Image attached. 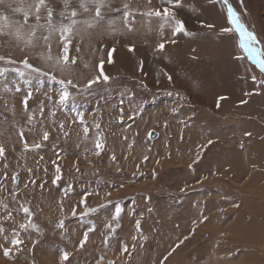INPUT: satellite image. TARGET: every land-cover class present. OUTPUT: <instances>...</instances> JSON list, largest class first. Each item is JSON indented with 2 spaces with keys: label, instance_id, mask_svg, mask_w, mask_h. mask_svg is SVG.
Instances as JSON below:
<instances>
[{
  "label": "rangeland",
  "instance_id": "374dc122",
  "mask_svg": "<svg viewBox=\"0 0 264 264\" xmlns=\"http://www.w3.org/2000/svg\"><path fill=\"white\" fill-rule=\"evenodd\" d=\"M234 1L258 40L256 47L264 49V32L252 22L248 0ZM36 4L38 0H6L0 6V15L8 16V21L0 20L5 33L0 35V145L5 148L0 158V264H60L65 251V264H264V72L242 50L235 29L222 31L232 27L227 11L231 6L237 13L233 2L179 0L172 10L194 35L174 36L160 18L145 14L171 7L165 0H104L103 19L93 27L84 23L94 21L92 0H46L55 30L37 29L34 46H26L12 33L22 26L28 38ZM260 5L264 9V0ZM13 8L29 12L26 24L23 12ZM73 10L76 17L70 15ZM255 14L260 20V13ZM40 17L46 25V8ZM72 19L78 23L64 64L58 29ZM137 23L142 36L153 31L148 46L139 44L143 37H133L140 34L131 33ZM46 35L51 60L46 58ZM180 44L184 50H175L180 56L167 55L166 47L174 50ZM120 54L131 56L132 63L122 67ZM25 59L56 80L26 69ZM150 59L153 74L146 66ZM162 59L176 66L178 59L202 63L209 70L198 68L200 74L223 76L230 94H217L226 97L217 101L228 105L225 112L221 108L223 115L193 103L194 97L206 98L191 83L198 84L197 78L182 77L185 91L156 64ZM61 80L72 81L71 98L64 104ZM21 131L30 148L41 147L26 151ZM151 132L158 134L156 140L149 138ZM98 139L102 150L96 148ZM17 173L18 182L12 179ZM21 206L32 212L35 228H20L29 220ZM85 206L95 211L84 214ZM85 232L88 240L80 248ZM14 238L23 243L9 259L3 249Z\"/></svg>",
  "mask_w": 264,
  "mask_h": 264
},
{
  "label": "snow or ice",
  "instance_id": "6c2138e0",
  "mask_svg": "<svg viewBox=\"0 0 264 264\" xmlns=\"http://www.w3.org/2000/svg\"><path fill=\"white\" fill-rule=\"evenodd\" d=\"M165 2L168 3V4H171V7H167L166 6V7H163V8L152 9V10H149L145 14L147 16H149V17L154 16V17L160 18L163 21L164 24H167L172 29V34L174 36L180 35V34H184L185 36L194 35V33L188 31V29L186 28L185 22L183 20H181V19H178L176 17V15H175V12L172 10L173 8L178 6L179 0H165ZM5 3H6V0H0V6L5 5ZM92 3L95 4L94 21H84V23L87 24L88 27H93L95 23H98L101 19H103L101 9L105 6L104 5V0H92ZM224 3L227 4V0H224ZM8 6L11 7V5H8ZM81 6L84 7V5H81ZM42 7L46 8V12H47V24L46 25H41L39 23L40 18H41L40 17V11H41ZM12 10L14 12H23L24 23L25 24L27 23V21L29 19V12L24 11L23 8H13ZM84 10L87 11L88 10L87 7H84ZM34 15H35L36 23L34 25L29 26L31 28V31L27 34V37H28L27 39H25V34L22 31V26H21V28H17L15 30V32L12 33V34H14L15 38L18 41L19 40H24L26 46H34L33 45V40L36 38V30L37 29L43 28V27H47L48 30H49V34L53 30H55V26L52 25V23H51L52 22V17H53V12H52L51 8H47L46 7V0H38V4L35 5V13H34ZM61 15L63 16V13H61ZM70 15H71V17H76L77 16V12L75 10H73ZM128 15H130V13H125L126 17ZM227 16H228V20H229L230 24L232 25V27H225V28L222 29V31L224 33H230V32L233 31V29H235V31L239 33V36H240V47L242 48V50L244 52H246L248 54V56L253 61H255L256 64L259 65L261 71L264 72V49H260V48L256 47V45L258 43V40H257L255 34L247 29V27L242 23V21L240 19V16L233 10V8L231 6L228 7ZM0 20L8 21V16L7 15H0ZM77 23H78L77 20L72 19L70 24H61L59 29H58V31L60 33V38H61V40L64 43V48H63L64 56L62 58L64 64L68 63V59L69 58H68L67 53H68V46L71 43L70 37L73 34V27ZM206 26L210 27V28L214 27V25H206ZM4 34L5 33L3 32V29L0 28V35H4ZM49 39H50V35H46V36L43 37V40L46 42V46H47L48 52H49V55L46 58L48 60H51L52 59V57L50 55V53H51V44L47 43L49 41ZM171 42L175 43L176 41L172 40ZM164 48H165V44L164 43H160L158 45V50L159 51H163ZM239 58H242V57H239ZM0 59H3V58H0ZM60 62H61L60 59L57 58L56 63L59 64ZM23 64H24V67L26 69H29L31 72H34V73H36L39 76H49L50 79H52L54 81L56 80V77L54 75H50L48 72H44L40 68L34 67L33 65L29 64L27 59H25L23 61ZM20 75H24V73L21 72ZM103 79L105 80V82H107L108 77L104 76ZM168 79L171 80V76H169ZM252 79H253V81H255V77H252ZM98 80H99V77H97L96 79H94L92 81H89L87 87H91L92 84L96 83ZM59 83L63 86L62 90H61V93H60V103L64 104L71 98V94L68 91V87H69V85H72V81L69 80V81L65 82V81L61 80V81H59ZM17 91H19V88H17ZM250 94L251 93H249V95ZM30 97H31V93L29 92L28 96L24 100L25 108H27V101H28V98H30ZM219 99L220 100H224V99H226V97L221 96V97H219ZM217 107H219V104H217ZM81 123H83V118H81ZM61 127H63L62 124H61ZM97 127H99V126L97 125ZM84 132L87 134V132H88L87 127L84 128ZM19 135H20L21 139L23 140V137H24L23 131H21L19 133ZM149 135H151V133H149ZM248 135H251V133H248ZM43 139L45 141L48 139V133L47 132H45L43 134ZM23 143H24V148H25L26 151L27 150H31V148L39 149L41 147V144L37 143V144L32 145L31 148H30V145L28 144V142L26 140H23ZM209 143H211V141H209ZM96 148L98 150H102L103 149V143L101 142L100 139H98L96 141ZM96 154L99 155L100 154L99 151H97ZM4 156H5V148L2 145H0V158H2ZM112 158L115 159V156H113ZM144 159L146 161L147 157H145ZM56 171H57L58 175L56 176L55 179L58 181L61 178L60 175H59V173H60L59 167H57ZM18 175H19V173H17L16 175H14L12 177L13 181H17L18 182ZM33 183H34V181H33ZM109 195H110V193H109ZM85 202H86V197L81 201V203H85ZM5 208H7V205H5ZM21 208H22L24 214L27 217H29V220H28L27 224H21L20 228L25 229V230L28 229L29 227L35 228L36 226L31 223L32 212L30 211V209L28 207H24V206H21ZM92 211H95V209H89V208H87L85 206L84 214H87V213L92 212ZM120 213H121V209L119 207H117L115 209L114 219L118 220L119 216H120ZM72 215H76L75 210H73ZM8 218L11 219V215L10 214H9ZM58 226L60 228L64 227V223H63L62 220L59 222ZM107 227L113 233L116 231V229L112 226V224H108ZM136 227H137V229L140 228L139 223H137ZM89 230L93 231L94 228L89 229ZM0 232H3V228H0ZM14 235L18 236V234H14ZM109 238L110 237L105 239V243L106 244H107V240ZM87 240H88V233L85 232L84 236H83V240L80 242L79 247L83 248L84 244L87 242ZM10 243H11V247H5L3 249V255L5 257L9 258V259H12V249L13 248H19L20 245L23 243V241L18 239V238H14V239H12L10 241ZM123 251L124 252L128 251V248H127L126 245L124 246ZM68 259H69V253L66 252V251L63 252L62 256H61L60 264H65V262L68 261ZM110 264H114V262H110Z\"/></svg>",
  "mask_w": 264,
  "mask_h": 264
},
{
  "label": "bare ground",
  "instance_id": "6f19581e",
  "mask_svg": "<svg viewBox=\"0 0 264 264\" xmlns=\"http://www.w3.org/2000/svg\"><path fill=\"white\" fill-rule=\"evenodd\" d=\"M228 1V0H227ZM233 2V4H234V6H235V8H236V10H237V13H238V15L240 16V19H241V21H242V23L243 24H246L247 25V18L246 17H244L243 16V14H242V12L240 11V9H239V7L237 6V3L234 1V0H230V2ZM260 1L261 0H248V2L249 3H247L246 4V7H248L249 6V9H250V11H251V13H252V22L253 21H255L256 23H255V25H257V27H261L262 28V30H263V32H264V9H262V7H261V5H260ZM157 2V1H156ZM157 4V3H156ZM154 5V4H153ZM215 9L216 10H218V12L217 13H219V9L217 8V6L215 5ZM137 11V10H136ZM256 12H259L260 13V20H256L255 19V17H256ZM214 18H215V20H217L216 22L217 23H221L222 21H221V18L220 17H215V16H213ZM249 17H251V15L249 14ZM139 23V22H138ZM138 23H137V25H132V26H134V28L132 29V34H134L135 33V35L137 34H142V33H140V32H142V31H140L139 30V28H141V27H138ZM199 25V24H198ZM145 26V25H144ZM147 27V26H146ZM151 30V29H150ZM259 31V30H258ZM258 31H256V32H258ZM152 33H153V31H151ZM151 32L150 31H145V32H143L144 34H143V36L141 35V36H133L134 38H139V37H143L144 38V40H141V41H139V44H143V42L142 41H145L146 43H145V45L147 44V43H149V44H151ZM165 32V31H164ZM130 37V36H129ZM146 37V38H145ZM127 38V37H126ZM128 39H131V38H128ZM128 39H126V40H128ZM121 40H123V39H121ZM109 41V40H108ZM140 42H142V43H140ZM155 43V42H154ZM108 44H110V43H108ZM115 45V44H114ZM120 45H122V42H120ZM143 46H144V44H143ZM146 46H148V44L146 45ZM84 47V46H83ZM123 47V46H122ZM179 47H182V45L180 44V46H177V49L175 48L174 50L172 49V48H168V47H166V50L165 51H167L168 52V54L167 55H173V56H175V54H176V56L175 57H177V56H180V55H178V53H176L177 51H175V50H184V47H182V48H179ZM139 48V47H138ZM145 48V47H144ZM224 48V47H223ZM140 49V48H139ZM139 49H137V50H139ZM141 50V49H140ZM137 52V51H136ZM138 53V52H137ZM130 58H131V56H129ZM128 55L127 54H120V55H118V58H119V63H122V67H125V66H128V63L130 62V64L132 63V60L130 61V60H128ZM133 57V56H132ZM136 57V56H135ZM151 57V56H150ZM169 57V56H168ZM159 58H160V56H159ZM170 58V57H169ZM148 59V58H147ZM146 59V60H147ZM152 59V58H151ZM151 59H150V61H147V63H146V66H147V68H148V71L151 73V74H153L154 72L151 70ZM155 59V58H154ZM156 59H158V57L156 56ZM161 59V58H160ZM159 59V60H160ZM175 59V58H174ZM149 60V59H148ZM158 60V61H159ZM166 62V60L165 59H162V62L160 63V62H158V63H156V64H158L159 66H161V68H165L170 74H171V76L173 77V81L175 82V85H178V86H180V87H182V89H184L185 91H188L187 90V88H188V86H185V84L183 83V84H181V80H182V77L184 76V75H188V76H191V78L192 79H194V78H197L196 80H195V82L196 83H198V84H196V85H194V81L193 82H191L192 83V85L194 86V88H196L197 90L196 91H198L199 90V93H205L206 94V98H200V97H194L193 99H192V102L193 103H199V104H201V105H203V106H205V107H211L212 109H213V111H216L218 114H221V115H223V112L221 111V108H223V111L225 112L227 109H228V105L226 106V104H225V102L226 101H224V103L222 102V104H223V106L221 105V106H219V107H217V101H218V99H219V97H221V96H219V95H217L218 93H222L224 96H229L230 97V94L229 93H227V90H228V88H227V84L225 83V81H224V77L223 76H218V78L217 79H211V78H207L206 76H205V72L207 71V70H209V68L207 69V70H205V69H203V65H202V63H195L194 65H191L189 62H185V61H183V60H181V59H178L179 60V62L178 63H176V62H174L175 64H177V66L176 65H174V64H171L173 61H170L171 63H169L168 65L164 62V61ZM170 60V59H169ZM168 60V61H169ZM171 60H173V59H171ZM177 60V61H178ZM156 61V60H155ZM161 61V60H160ZM134 62V61H133ZM154 62V61H153ZM155 63V62H154ZM153 65V64H152ZM154 66V65H153ZM198 68H201L203 71H205L203 74H200V72L198 71ZM219 67H216V69L218 70L217 72L219 73V69H218ZM159 74V73H158ZM157 74V75H158ZM153 76V75H152ZM184 79V78H183ZM185 80V79H184ZM213 80H215V83H214V81ZM167 83V82H166ZM190 83V84H191ZM167 87V86H166ZM170 87V86H169ZM187 87V88H186ZM168 88V87H167ZM208 90V91H205V90ZM195 90V89H194ZM190 91V90H189ZM229 91V90H228ZM225 92V93H224ZM193 97V96H192ZM231 99V98H230ZM211 103V104H210ZM220 104V103H219ZM210 105V106H209ZM212 105V106H211ZM214 113V112H213ZM215 114V113H214ZM207 115V114H206ZM225 115V114H224ZM55 264V263H54Z\"/></svg>",
  "mask_w": 264,
  "mask_h": 264
},
{
  "label": "water",
  "instance_id": "95a60500",
  "mask_svg": "<svg viewBox=\"0 0 264 264\" xmlns=\"http://www.w3.org/2000/svg\"><path fill=\"white\" fill-rule=\"evenodd\" d=\"M149 138L151 140H156L158 138V134L156 132H151V135H149Z\"/></svg>",
  "mask_w": 264,
  "mask_h": 264
}]
</instances>
